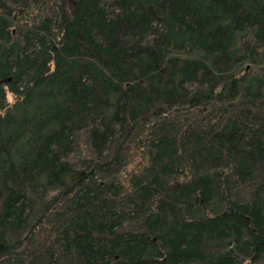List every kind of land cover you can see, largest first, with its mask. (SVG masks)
<instances>
[{
	"label": "trees",
	"instance_id": "16d2710c",
	"mask_svg": "<svg viewBox=\"0 0 264 264\" xmlns=\"http://www.w3.org/2000/svg\"><path fill=\"white\" fill-rule=\"evenodd\" d=\"M0 241L264 264V0H0Z\"/></svg>",
	"mask_w": 264,
	"mask_h": 264
},
{
	"label": "water",
	"instance_id": "95a60500",
	"mask_svg": "<svg viewBox=\"0 0 264 264\" xmlns=\"http://www.w3.org/2000/svg\"><path fill=\"white\" fill-rule=\"evenodd\" d=\"M81 176H82V174H76L73 176V180H76V179L80 178ZM229 212H231V211H228L226 214H228ZM4 248H5V244L0 241V251L3 250Z\"/></svg>",
	"mask_w": 264,
	"mask_h": 264
},
{
	"label": "bare ground",
	"instance_id": "6f19581e",
	"mask_svg": "<svg viewBox=\"0 0 264 264\" xmlns=\"http://www.w3.org/2000/svg\"><path fill=\"white\" fill-rule=\"evenodd\" d=\"M231 211V210H230Z\"/></svg>",
	"mask_w": 264,
	"mask_h": 264
}]
</instances>
